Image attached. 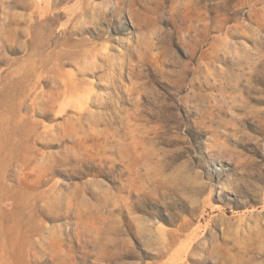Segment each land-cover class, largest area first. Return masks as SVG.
<instances>
[{
	"label": "rangeland",
	"instance_id": "obj_1",
	"mask_svg": "<svg viewBox=\"0 0 264 264\" xmlns=\"http://www.w3.org/2000/svg\"><path fill=\"white\" fill-rule=\"evenodd\" d=\"M0 264H264V0H0Z\"/></svg>",
	"mask_w": 264,
	"mask_h": 264
},
{
	"label": "bare ground",
	"instance_id": "obj_2",
	"mask_svg": "<svg viewBox=\"0 0 264 264\" xmlns=\"http://www.w3.org/2000/svg\"><path fill=\"white\" fill-rule=\"evenodd\" d=\"M100 71V70H99Z\"/></svg>",
	"mask_w": 264,
	"mask_h": 264
}]
</instances>
